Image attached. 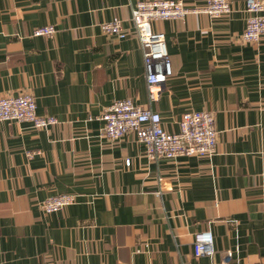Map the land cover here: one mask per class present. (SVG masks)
Here are the masks:
<instances>
[{
  "label": "crops",
  "instance_id": "0c3cea01",
  "mask_svg": "<svg viewBox=\"0 0 264 264\" xmlns=\"http://www.w3.org/2000/svg\"><path fill=\"white\" fill-rule=\"evenodd\" d=\"M139 1L0 0V97L33 94L60 121L0 120V264H264V35L243 41L247 0L215 19L153 21L173 74L151 100ZM114 17L126 38L100 28ZM47 25L54 35L33 34ZM117 99L158 111L172 133L186 111H211L216 154L149 161L136 133L109 140L100 116ZM62 193L76 203L45 213ZM205 231L214 253L196 257Z\"/></svg>",
  "mask_w": 264,
  "mask_h": 264
},
{
  "label": "built area",
  "instance_id": "2783aa9c",
  "mask_svg": "<svg viewBox=\"0 0 264 264\" xmlns=\"http://www.w3.org/2000/svg\"><path fill=\"white\" fill-rule=\"evenodd\" d=\"M249 16L242 35L247 43L258 42L264 35V0H247ZM131 20L136 28L142 45L145 74L148 83V95L151 100L160 96L161 86L173 74L168 44L164 33L155 31L151 23L156 20H184L191 13H205L215 19L232 11L231 0H207L204 6L188 7L181 0L139 1L131 9ZM104 34L127 37L122 20L114 17L101 24ZM57 30L47 25L34 30L35 36H52ZM36 99L33 94L19 93L15 96L0 97V120L26 121L36 128H48L58 124L57 117L42 116L36 112ZM104 121L103 134L111 141H117L129 133H136L138 141L146 146L149 161L180 156H213L218 150V131L215 118L208 110H190L182 116L177 133L167 132L162 126V117L158 111L145 109L132 99H117L106 106L101 114ZM38 151H28V158ZM126 163L130 165V160ZM75 194H53L45 198L41 208L52 213L76 203ZM194 255L196 257L214 253L213 235L209 231L198 232L194 236Z\"/></svg>",
  "mask_w": 264,
  "mask_h": 264
}]
</instances>
